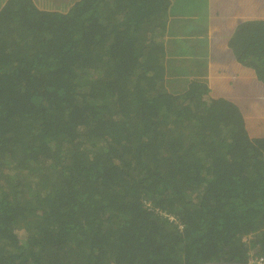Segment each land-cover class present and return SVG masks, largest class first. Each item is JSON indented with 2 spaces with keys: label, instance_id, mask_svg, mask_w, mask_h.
Returning <instances> with one entry per match:
<instances>
[{
  "label": "trees",
  "instance_id": "16d2710c",
  "mask_svg": "<svg viewBox=\"0 0 264 264\" xmlns=\"http://www.w3.org/2000/svg\"><path fill=\"white\" fill-rule=\"evenodd\" d=\"M251 247L264 0H2L0 264H245Z\"/></svg>",
  "mask_w": 264,
  "mask_h": 264
},
{
  "label": "built area",
  "instance_id": "2783aa9c",
  "mask_svg": "<svg viewBox=\"0 0 264 264\" xmlns=\"http://www.w3.org/2000/svg\"><path fill=\"white\" fill-rule=\"evenodd\" d=\"M144 205L148 208L154 209L149 201H145ZM154 211L162 217L167 218L168 221L172 222L173 224H178L179 227L181 226L175 216L162 211H158L157 209H154ZM245 264H264V256L257 252L256 247H251L248 252Z\"/></svg>",
  "mask_w": 264,
  "mask_h": 264
},
{
  "label": "crops",
  "instance_id": "0c3cea01",
  "mask_svg": "<svg viewBox=\"0 0 264 264\" xmlns=\"http://www.w3.org/2000/svg\"><path fill=\"white\" fill-rule=\"evenodd\" d=\"M209 32H210V34H209V36L207 37V38H209V37H212L211 36V31L209 30ZM208 32V33H209ZM207 38H205L206 39V41H207ZM211 41V40H210ZM210 41H208V44H210ZM201 44V46H202V50H201V56H202V58H204V59H206V61H208L209 59H210V47H208V48H206V46L208 45V44H206L205 46L202 44V42L200 43ZM199 55V56H200Z\"/></svg>",
  "mask_w": 264,
  "mask_h": 264
},
{
  "label": "rangeland",
  "instance_id": "374dc122",
  "mask_svg": "<svg viewBox=\"0 0 264 264\" xmlns=\"http://www.w3.org/2000/svg\"><path fill=\"white\" fill-rule=\"evenodd\" d=\"M1 2H2V0H0V4H1ZM207 69H209V68H207ZM206 79H208L209 81H216L217 78H216V76H213V75H207Z\"/></svg>",
  "mask_w": 264,
  "mask_h": 264
}]
</instances>
